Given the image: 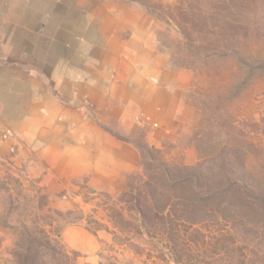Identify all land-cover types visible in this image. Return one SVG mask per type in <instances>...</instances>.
<instances>
[{
    "label": "rangeland",
    "instance_id": "rangeland-1",
    "mask_svg": "<svg viewBox=\"0 0 264 264\" xmlns=\"http://www.w3.org/2000/svg\"><path fill=\"white\" fill-rule=\"evenodd\" d=\"M127 1L176 77L177 125L129 131L139 159L114 191L0 159V264H264V0ZM73 226L97 253L68 248Z\"/></svg>",
    "mask_w": 264,
    "mask_h": 264
},
{
    "label": "crops",
    "instance_id": "crops-1",
    "mask_svg": "<svg viewBox=\"0 0 264 264\" xmlns=\"http://www.w3.org/2000/svg\"><path fill=\"white\" fill-rule=\"evenodd\" d=\"M148 24L127 0H0V159H25L60 183L83 178L92 191L122 189L139 159L129 131L155 142L177 125L176 77ZM61 237L98 251L84 228Z\"/></svg>",
    "mask_w": 264,
    "mask_h": 264
}]
</instances>
